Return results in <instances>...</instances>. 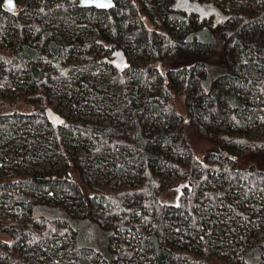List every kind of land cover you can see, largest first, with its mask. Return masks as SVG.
<instances>
[{"label":"trees","instance_id":"1","mask_svg":"<svg viewBox=\"0 0 264 264\" xmlns=\"http://www.w3.org/2000/svg\"><path fill=\"white\" fill-rule=\"evenodd\" d=\"M115 1L0 0V264H264V0ZM217 34L229 72L209 85ZM132 54L125 72L106 61ZM195 136L215 146L203 161ZM75 220L111 233V258Z\"/></svg>","mask_w":264,"mask_h":264},{"label":"rangeland","instance_id":"2","mask_svg":"<svg viewBox=\"0 0 264 264\" xmlns=\"http://www.w3.org/2000/svg\"><path fill=\"white\" fill-rule=\"evenodd\" d=\"M2 1H4V0H2ZM20 1H22V0H17V9H16L17 11H19L21 9V6L19 5ZM178 4H179V6H181V4H184V5L189 4L190 5L191 1H189V2L188 1L178 2L176 4L177 7H179ZM205 13L210 14L211 13L210 9H206ZM219 20L222 21L223 19L219 18ZM148 24L150 25L149 22H148ZM10 35H14L13 30L10 31ZM214 41H215V49L211 53V55L209 56L208 67H207L208 77H209V85L218 76L229 72V66L225 62L224 43L218 37V34H217V36H215ZM118 55L121 56V53L119 52ZM127 56H128L130 63H134L135 60H137L133 54L127 55ZM160 65L163 68V71L165 73L171 67V65L169 63H166V62H163V63L161 62ZM111 67L113 68V66H111ZM99 76H100V78H98V79L103 78V80H105L104 82H106V85L110 86L111 91L119 90V87H120L119 81H118V78L114 77V75L112 73V69H106L105 72H103V74L99 75ZM167 77H168V75H167ZM171 93L174 95V109L176 111H178L181 115L186 116L189 109L187 106L185 94L181 91L180 85L172 83ZM58 106H59V100L52 96V97H50V103L46 107H44V112H46V109L48 107H52L57 112H59L61 115L66 117V119H67L68 113H70V111H67V110H65L66 112L61 111V109L58 108ZM18 107H20L24 111H28V112L31 110V106L28 104H24V103L23 104L19 103ZM71 112H72V114H74L73 115L74 117H77L79 115L77 110H72ZM95 113L98 114L99 112L96 111ZM81 114H86L87 116H90L91 112H89L87 110H82ZM191 146H192L197 158L201 161L204 160L206 154L209 151H213L215 149V146L212 143H210L204 139H201L199 137H196V136L191 139ZM68 172L70 173V175H69L70 178H72L73 180L78 182L83 191H85L86 193L90 192L88 190L87 186L85 185V183L81 180L79 172L77 171V169L75 168V166L73 164L69 165ZM103 175L107 176L105 173ZM104 176H100L101 179H103ZM175 189H176V187H175ZM175 193L178 194L177 191H175ZM176 194H175V197H176ZM53 211H54V209H53ZM47 215L49 217L50 216L54 217V213H51V215H49V214L44 213V212L40 213V215H38V216H39V218L40 217L44 218V216H47ZM74 224H75L74 228L78 232V240L77 241L80 245L86 246V247H91V248L101 252L102 254H104L108 258L112 257V253L110 251L111 233L107 229L103 228L102 226H100L99 224H97L95 222H88V221H84V220H75ZM220 235L221 234L219 232V236ZM219 243H220V241H219ZM219 251L220 250H217V252H216L217 256L220 255L219 253H221Z\"/></svg>","mask_w":264,"mask_h":264},{"label":"water","instance_id":"3","mask_svg":"<svg viewBox=\"0 0 264 264\" xmlns=\"http://www.w3.org/2000/svg\"><path fill=\"white\" fill-rule=\"evenodd\" d=\"M77 1H79L80 5L85 8H95L98 10H105V11L112 10L116 6L115 0H77ZM4 5L8 10H14L17 7V0H12L11 7H9L8 5V0H4ZM203 6L205 8L213 7V5L209 3H205L203 4ZM228 19H229L228 16H224V21L222 23L226 22ZM106 61L111 63L116 69H118L121 72L127 71L131 66V63L129 59L127 58V56H123L121 58L116 56L115 58L111 60L106 58ZM166 81L168 80L166 79ZM46 115L49 121L52 124L57 125V126H62L67 121L66 117L61 115L59 112H57L52 107H48L46 109ZM188 185L189 183H183L179 185L178 189L183 190V188Z\"/></svg>","mask_w":264,"mask_h":264},{"label":"snow or ice","instance_id":"4","mask_svg":"<svg viewBox=\"0 0 264 264\" xmlns=\"http://www.w3.org/2000/svg\"><path fill=\"white\" fill-rule=\"evenodd\" d=\"M8 5H9V7L12 6V0H8Z\"/></svg>","mask_w":264,"mask_h":264},{"label":"flooded vegetation","instance_id":"5","mask_svg":"<svg viewBox=\"0 0 264 264\" xmlns=\"http://www.w3.org/2000/svg\"><path fill=\"white\" fill-rule=\"evenodd\" d=\"M202 7H203V5H202ZM211 8H213V7H211ZM216 21H217V19H216ZM222 22H223V21H222ZM222 22H221V23H222Z\"/></svg>","mask_w":264,"mask_h":264}]
</instances>
